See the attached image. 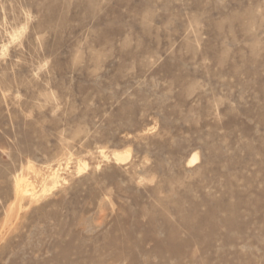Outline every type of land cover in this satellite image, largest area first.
<instances>
[{
  "label": "rangeland",
  "instance_id": "obj_1",
  "mask_svg": "<svg viewBox=\"0 0 264 264\" xmlns=\"http://www.w3.org/2000/svg\"><path fill=\"white\" fill-rule=\"evenodd\" d=\"M131 257L264 264V0H0V264Z\"/></svg>",
  "mask_w": 264,
  "mask_h": 264
},
{
  "label": "bare ground",
  "instance_id": "obj_2",
  "mask_svg": "<svg viewBox=\"0 0 264 264\" xmlns=\"http://www.w3.org/2000/svg\"><path fill=\"white\" fill-rule=\"evenodd\" d=\"M117 158L120 160H125V159H128L129 156H130V153L129 152H126V153H120V152H117L116 154ZM198 159V155L195 154L193 155V157L191 158L190 160V163H193L195 162L196 160ZM26 182V181H25ZM28 183V182H27ZM26 183V185H28ZM36 190V189H35ZM19 191H24L23 188H21V186H19ZM127 260V259H126ZM194 260V259H193ZM191 261V260H190ZM192 262V261H191ZM131 264H140L135 258L131 257V261H130Z\"/></svg>",
  "mask_w": 264,
  "mask_h": 264
}]
</instances>
